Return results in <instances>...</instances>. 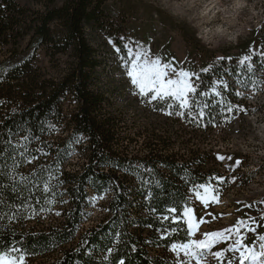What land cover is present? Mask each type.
Listing matches in <instances>:
<instances>
[{"label": "trees", "instance_id": "obj_1", "mask_svg": "<svg viewBox=\"0 0 264 264\" xmlns=\"http://www.w3.org/2000/svg\"><path fill=\"white\" fill-rule=\"evenodd\" d=\"M105 7V0H0V249H25V264H118L121 259L171 264L150 250H165L188 235L183 221H162L165 210L176 207L180 213L185 205L203 204L195 199L193 185L210 182L218 189V202L207 206L217 205L235 186L229 169L238 172L239 166L223 167L217 155L224 153L215 151L221 138L213 132H223L235 117L251 111L248 92L257 88L232 84L231 77L236 82L237 73L244 80L249 76L240 61L252 55L255 36L232 56V69L224 54L194 72L200 92L218 79L229 85L222 100L197 97L201 103L211 101L203 121L175 115L176 107L167 115L174 101L152 103L170 121L146 128L141 147L130 149L124 142L134 139L118 128L105 91L96 87L101 60L88 31H103L114 52L121 49L120 59L127 55L124 46L133 42L127 26L116 32L107 24ZM39 49L51 71L37 64ZM209 66L212 71H201ZM229 102L246 111L222 110ZM106 192L111 195L103 204L105 215L84 229L92 206L81 197ZM250 212L245 215L256 220ZM171 227L179 231L162 239Z\"/></svg>", "mask_w": 264, "mask_h": 264}, {"label": "rangeland", "instance_id": "obj_2", "mask_svg": "<svg viewBox=\"0 0 264 264\" xmlns=\"http://www.w3.org/2000/svg\"><path fill=\"white\" fill-rule=\"evenodd\" d=\"M105 6L109 19L107 24L110 23L116 32L122 25L127 26L133 47L139 46L148 51L150 58L160 57L163 62H170L177 70L183 68L195 72L211 58L224 54L229 56L227 62L232 69L235 65L232 56L255 36L252 52L256 55L245 80L250 84L249 88L255 82L257 89L242 91L245 94L248 92L251 111L235 117L223 132H213L215 139L221 138L220 149L216 147L215 151L224 153L223 167L235 168V163L231 162L232 155L241 161L238 172L229 169L230 175L236 176L233 180L235 186L224 193L217 205L197 203L194 209L196 219L202 217L206 223L200 225V232L195 238H201L203 232L228 228L238 218H247L245 212L251 211L258 217L252 225L256 231L244 233L245 243L253 245L257 253L264 252L260 247L264 241L258 238L264 235V58L261 56L264 52V0H105ZM88 32L91 45L101 60V66L96 71V87L105 91L109 102L108 113L118 121V128L134 139L124 143L130 149L140 148L146 128L157 129L170 120L137 94L126 76L124 62L116 55L113 42L109 43L104 32L98 29ZM36 57L39 66L48 67L47 71H51L50 63L40 49ZM231 81L236 83L233 77ZM177 147L179 144L175 143L174 150ZM77 158L76 154L73 160ZM110 195V192L104 193L91 205L92 217L83 223L84 229L96 224L105 215L103 204ZM226 246H218L215 250ZM150 252L164 257L171 264H175L177 259V253L171 252L170 247ZM233 256L236 257L233 264H240L239 253L227 254L228 259ZM37 261L44 260L38 258ZM211 264L217 262L213 259ZM255 264H264V256H260Z\"/></svg>", "mask_w": 264, "mask_h": 264}, {"label": "snow or ice", "instance_id": "obj_3", "mask_svg": "<svg viewBox=\"0 0 264 264\" xmlns=\"http://www.w3.org/2000/svg\"><path fill=\"white\" fill-rule=\"evenodd\" d=\"M109 43H112L109 40ZM115 47V46H114ZM126 57L122 56L121 59L124 62V68L126 69V76L130 80L133 87L136 88L137 94L146 98L147 103L155 102H165L174 101L173 103H168L169 111L167 115H173V108L176 107L179 111L175 112V115L180 117L187 116L190 120H195L197 122L203 121L207 115V109L211 101H204L201 103L197 97H219L223 99V91L228 90V82L223 79H218L213 81L212 87L208 91L200 92L198 91L197 81H199L200 76L198 73L187 71L183 68L177 70L173 65L165 63L160 57L150 58L148 51L143 50L141 47H132L125 45ZM117 54H120L121 49L115 48ZM256 55L255 52L252 55L244 56L240 64L246 66L249 70L252 68L251 61ZM262 58H264V52L261 53ZM222 59V58H219ZM213 70V66L203 68L201 71L208 73ZM241 87H247L248 81L241 79L239 73H237V80ZM253 87H255V82ZM237 96H242L243 93L237 91L235 93ZM219 103V101L217 102ZM234 108L240 111H246L242 106H233L229 102L226 106H222V110H226L228 113H232ZM206 126V125H205ZM11 130L9 131V136H11ZM29 137L25 136L24 139L27 140ZM23 155V153H22ZM218 160H224L225 157L222 155H217ZM231 160V157H227ZM241 161L237 159L235 161V166H239ZM217 183H223L224 177L214 176L211 178ZM235 177H233V180ZM142 183H146L142 181ZM50 190V185L47 183L44 186V191L47 193ZM192 192L195 199L207 206L209 203L218 202V189L209 183H201L198 185H193ZM102 197H92L86 198L81 197V199L86 200V204L94 205L96 200ZM146 199H150V194ZM24 207V206H22ZM246 207H251V205H246ZM19 211V209L17 210ZM155 211V209H153ZM167 214L161 217L162 221H171L173 225H176L183 221L186 225V231L188 239L181 242H173L169 247L171 252L177 253V259L175 264H211L214 259L217 264H233L236 259L235 256L232 259L227 258L228 253H239L240 264H245V261H250L252 264L259 259L260 256H264V252L257 253L254 249L249 248L245 243V232H255L256 229L252 227L256 223L255 217L238 218L236 223L228 228L203 232L201 238H195L197 233L200 232V225L206 223L204 218L196 219L194 215V209L192 207L184 206L183 211L178 213L176 207H171L165 210ZM59 215V213H57ZM14 217H9L13 219ZM151 227V225H149ZM179 231L176 227H171L164 230V235L162 239L166 236L172 235ZM121 234L116 233L117 238ZM259 240L264 241V235L258 237ZM227 244L226 247L218 246ZM261 249H264V243L260 245ZM135 250V249H133ZM113 249L109 248L108 252L112 253ZM26 253L25 249L21 247H16L13 245L10 248L0 249V264H25ZM108 260V256L104 257ZM118 264H125L123 259L119 260Z\"/></svg>", "mask_w": 264, "mask_h": 264}]
</instances>
